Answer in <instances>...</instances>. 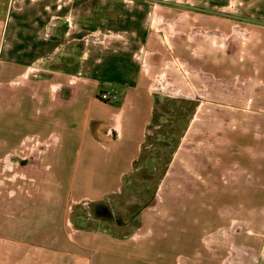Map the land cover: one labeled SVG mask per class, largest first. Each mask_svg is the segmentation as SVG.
Masks as SVG:
<instances>
[{
	"label": "crops",
	"instance_id": "0c3cea01",
	"mask_svg": "<svg viewBox=\"0 0 264 264\" xmlns=\"http://www.w3.org/2000/svg\"><path fill=\"white\" fill-rule=\"evenodd\" d=\"M144 1L0 0V161L54 135L44 157L51 155L58 168L49 174L34 162L32 170L12 172L11 187L0 189V264H107L113 256L105 249L94 253L91 232L76 238L63 232L64 244L54 246L51 227H66L70 202L120 190L146 147L155 100L150 72L166 40L154 22L165 19L159 3L150 1L147 10ZM165 16L166 23L176 21L169 39L179 57L211 76L221 77L228 67L251 75L250 111L264 114L263 25L229 24L226 16L194 11ZM249 29L262 38L255 36L243 57L242 31L251 34ZM205 40L200 61L193 50ZM104 92L118 99L106 101ZM20 179L26 180L22 186ZM252 193L264 195V188ZM35 227H43V235Z\"/></svg>",
	"mask_w": 264,
	"mask_h": 264
},
{
	"label": "rangeland",
	"instance_id": "374dc122",
	"mask_svg": "<svg viewBox=\"0 0 264 264\" xmlns=\"http://www.w3.org/2000/svg\"><path fill=\"white\" fill-rule=\"evenodd\" d=\"M150 1H144L147 10ZM156 3L165 18L157 26L163 27L166 41L150 72L154 113L143 154L116 193L70 202L66 227H51L50 244L62 246L63 232L76 238L85 231L96 237L94 253L105 249L113 255L107 264H264V195L252 193L264 188V114L250 111L253 99L247 96L255 81L229 67L221 77L211 76L179 57L170 43L176 21L165 22V15L183 10L226 16L229 24L264 26V3ZM249 31H242L243 57L255 36L262 38ZM205 43L193 50L200 61L207 53ZM223 49L215 47L217 53ZM242 137L247 142H240ZM46 149L28 143L18 147L22 157L0 161V173H5L0 189L11 187L12 172L32 170L34 162L49 174L56 172L51 155L44 157ZM54 219L61 222L58 213ZM43 229L35 227V233L43 235ZM103 234L108 239L101 240Z\"/></svg>",
	"mask_w": 264,
	"mask_h": 264
},
{
	"label": "built area",
	"instance_id": "2783aa9c",
	"mask_svg": "<svg viewBox=\"0 0 264 264\" xmlns=\"http://www.w3.org/2000/svg\"><path fill=\"white\" fill-rule=\"evenodd\" d=\"M154 22L158 26L161 24V22H159V18H157V17H154ZM102 98L106 101L112 102V101H116L118 99V95H117V93L104 92V93H102ZM54 139H57V136L51 135L42 141L35 139L34 144H36L38 146L42 145V146H45L46 148H48L53 144ZM12 156H15V157L19 156L20 157V154L16 151L12 154Z\"/></svg>",
	"mask_w": 264,
	"mask_h": 264
}]
</instances>
